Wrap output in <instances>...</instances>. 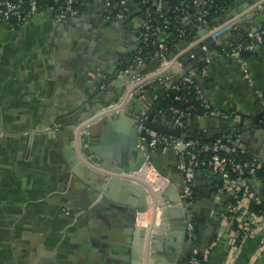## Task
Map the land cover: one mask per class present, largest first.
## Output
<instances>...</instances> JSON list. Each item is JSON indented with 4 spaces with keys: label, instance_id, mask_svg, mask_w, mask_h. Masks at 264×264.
<instances>
[{
    "label": "crops",
    "instance_id": "obj_1",
    "mask_svg": "<svg viewBox=\"0 0 264 264\" xmlns=\"http://www.w3.org/2000/svg\"><path fill=\"white\" fill-rule=\"evenodd\" d=\"M258 2L235 0L216 17L224 18L223 23L240 19V24L205 52L213 59L208 76L199 80L201 94L212 108L229 112L231 118L199 116L188 122L187 132L230 139L239 154L264 166V127L257 125L264 122V40L254 42V50L242 60L221 55L223 46L246 35L241 34L264 27V21L257 24L262 14L255 9ZM138 10L134 6L127 22L119 25L102 0H83L80 15L65 21H57L50 9L22 25L0 20V264H128L132 215L101 194H89L71 172L67 158L71 161L76 155L70 130H63L59 139L47 130L74 110L95 81L101 84V79L112 76L114 66L130 68L126 59L138 47L143 24ZM197 15L190 11L183 17L193 43L174 41L168 54L173 61L208 42L204 32L216 18L200 23ZM170 39L174 38L168 33L164 42ZM196 62L191 60L185 69H193ZM145 65L140 74L149 83L142 94L131 96L141 95L152 104L158 88H169L181 72L176 66L157 70L159 61ZM158 74L170 78L161 83ZM113 80L108 78L107 84L113 89L107 92L111 99L120 88ZM135 86L126 84L133 91ZM242 118L255 124L234 127ZM158 162L176 183L181 182L175 157L161 156ZM220 183L208 171L197 173L195 192L201 204L196 239L205 251V264H264L263 230L254 226L246 237L237 232L227 218L232 194L218 192ZM249 183L264 200L263 178L252 177ZM166 184L165 179L162 186ZM151 215L148 211L147 221ZM158 243L154 254L167 256L166 240ZM191 250L181 244L175 263L182 264L178 260L185 258L183 264H188Z\"/></svg>",
    "mask_w": 264,
    "mask_h": 264
},
{
    "label": "water",
    "instance_id": "obj_2",
    "mask_svg": "<svg viewBox=\"0 0 264 264\" xmlns=\"http://www.w3.org/2000/svg\"><path fill=\"white\" fill-rule=\"evenodd\" d=\"M261 10L262 7L257 11ZM138 11L143 14L142 21H144L143 8L139 7ZM263 21L264 11L257 19V24L262 25ZM126 22L127 18L119 20L118 24L122 25ZM223 22L224 18H216L212 25L206 26L204 34L208 35L205 39L215 34L218 31L217 27ZM239 24L240 20L236 25ZM195 27L198 28V25ZM232 29L219 34L216 39H209L206 47L214 46L217 41L221 43L223 36ZM244 34L247 33L241 35ZM170 35L173 36L174 33ZM167 37L168 33L163 31L159 42H163ZM187 43L185 40L179 42L181 45ZM202 53L203 49L200 47L194 55L198 56ZM191 60L192 56L188 55L182 63L186 65ZM133 62L134 58L130 55L126 59V65L130 67L128 71L119 74L123 68L114 66L112 76L108 75L101 79V84L95 81L82 101L75 105L74 110L60 116L47 132L51 137L56 136L59 139L63 130L66 128L70 130L76 155L71 161L66 157L71 172L90 189L89 194H101L102 198L110 201L112 205L132 215L128 264H176V256L179 254H176V250L181 244L183 247H199L197 239L186 238L185 209L188 200L185 196L184 177L178 167L179 162L174 150L170 149L168 152L151 150L144 137L147 129L182 138L192 135L185 128L175 127L164 118L160 119L151 111L146 100L140 98L141 95L131 96L133 89L126 88V84L130 85L134 78L140 77L141 70L146 68L145 64L136 65ZM181 77L180 73L170 84ZM108 78H114V84L120 86L119 92L113 99L108 98L107 95L108 91L113 90L107 85ZM134 106H136L135 110ZM87 107H90V110L84 114L83 111ZM145 114L148 116L143 120ZM206 119L205 117L200 119L201 126ZM253 124L255 123L245 122V118H242L233 125L251 127ZM257 125L264 127V122ZM212 139L214 138L210 140ZM161 156L175 157L177 169L181 174L180 183H176L168 172L161 168L158 162ZM146 168L153 169L162 180H168V184L163 187L162 184L158 186L151 182L142 175V171ZM198 193L195 192L193 202L190 204L195 219L201 204ZM213 196H216V193ZM148 211L152 212L150 221L146 219ZM161 239L166 240L167 256L154 254L161 245L158 243ZM185 260L181 258L178 263L183 264Z\"/></svg>",
    "mask_w": 264,
    "mask_h": 264
},
{
    "label": "built area",
    "instance_id": "obj_3",
    "mask_svg": "<svg viewBox=\"0 0 264 264\" xmlns=\"http://www.w3.org/2000/svg\"><path fill=\"white\" fill-rule=\"evenodd\" d=\"M77 0H52V2L57 5V8L49 7V9L54 13L57 21H65L69 18L77 17L80 15L81 10L76 4ZM109 9V17L112 20H123L128 15V0H102ZM188 1L187 5H191L194 11H198V21L200 23H206L208 20L206 16L209 14L211 9L214 7L217 0H182V2ZM149 0H142V3L147 4ZM164 0H157L155 3L156 10L162 12L164 9ZM263 10L259 11L262 13L264 11V0H259L256 4V11L260 8ZM42 10L38 0H0V20L8 22L14 25H22L25 22L32 19ZM190 12V11H189ZM189 12H185V15ZM240 19H231L225 23H222L217 27V32L212 34L209 39H216L217 36L230 28H235L236 23ZM144 18L143 27H151ZM171 26V20L169 18H164L162 26L157 28V32H167L174 33L172 37L177 36L176 42L187 41L188 45L193 43L191 40L192 32L190 29L178 28L175 32H169L168 29ZM190 38V39H189ZM208 39V41H209ZM143 40L142 35L139 36V44L133 55L134 62L136 65L145 64V59L142 54V49L140 48V42ZM264 40V27L257 28L248 32L244 38L232 42L229 46L224 47L221 50V55L242 60L245 53L254 50V42H262ZM169 41V40H168ZM166 42H158V49L156 50L154 56L161 63V66L157 70L164 71L168 66H176L182 73V77L171 84V88L179 91L183 87H189L195 85L197 92L203 99L205 107L208 112L204 116L209 117H220L223 119L231 118L229 112L219 111L211 107L210 103L203 98L201 94V87L199 84L194 82V77L197 76L198 71V61H203V66L200 68L199 76L205 78L209 74V66L212 62L213 57L206 54L209 50L206 44L202 45L203 53L201 55L195 56L193 50L190 51L189 55L192 56V60H197L193 69L186 70L182 63V60L178 58L173 61V59L168 57L171 50V46ZM215 44H220L218 41ZM129 68H123L119 71L122 74L128 71ZM164 72H160L163 74ZM158 74V81L163 83L165 79L162 75ZM249 80H251L246 75ZM149 83L144 81V77H136L131 84H139L134 91L135 94H142L145 91V86ZM177 99L184 100L188 103V99L182 95L176 96ZM151 109V104H148ZM194 110V105L189 104L185 108L172 107L173 116L171 120H166V122L174 125L178 128H185L186 121H190V116ZM145 114L142 119L147 118ZM186 129V128H185ZM151 150L168 152L173 149L176 157L178 159V167L181 170L184 183H185V196L188 200V206L186 207V238L188 240H196L197 238V226L194 213L190 208V204L193 202L195 197V184L197 173L200 170L208 171L221 179L220 186L218 187V192L224 193L230 191L233 198V203L227 210V218L234 225H237V232L243 237L249 236L253 233L254 226H259L264 232V213H255L249 210V207L253 201L260 202V196L251 187L249 180L252 177H261L264 181V172L262 175L258 176V172L264 168V166L257 161V159H248L241 161L235 154L236 147L230 139L225 137L214 138L209 141H203L199 137L191 136L187 138L176 137L172 135L163 134L156 132L151 129L146 130V136L144 137ZM251 227V228H250ZM264 242V237L262 238ZM205 251L201 250L199 247L192 248L191 256L189 259V264H205L206 262Z\"/></svg>",
    "mask_w": 264,
    "mask_h": 264
},
{
    "label": "trees",
    "instance_id": "obj_4",
    "mask_svg": "<svg viewBox=\"0 0 264 264\" xmlns=\"http://www.w3.org/2000/svg\"><path fill=\"white\" fill-rule=\"evenodd\" d=\"M26 2L29 0H25ZM42 10L49 9V7L57 8L52 0H38ZM157 0H149L147 4L142 3V0H128V14L131 13L134 6L143 8V12L145 13V20L152 25L151 27H143L141 29V35L143 40L140 42V48L142 49V54L145 59V63L154 64L158 62L157 58L154 56L156 50L158 49V35L160 32H157V28L162 26L164 18H169L171 20V26L168 29L169 32H175L178 28H184V24L182 23L183 17L185 16V12L194 11L191 5H187L188 1L182 2V0H164V9L162 12L156 10ZM235 0H217L214 7L211 9L209 14L206 16L208 21L212 20L220 16L226 9L230 7V5ZM83 0H77L76 4L80 8L82 7ZM174 39H170L168 43L172 47L177 36L173 37ZM190 39V38H189ZM249 53V52H248ZM248 53H245L246 57ZM203 61H198V73L197 76L194 77V82L200 85V77L198 74L200 72V68L203 66ZM124 68V66H122ZM157 85L159 83H156ZM149 88L146 87V89ZM182 95L188 99V103L194 105V110L190 116V121L196 117L204 116L208 109L205 107L203 99L200 94L197 92L195 85L189 87H183L181 90L177 91L171 87L163 88L159 87L156 91V98L152 101L151 111H153L156 115L160 117V119L165 118L167 121L171 120L173 116L172 107L185 108L188 103L184 100L177 99L176 96ZM188 120L186 121V130L188 127ZM193 136L201 138L203 141H209L210 139L205 136L194 133ZM216 139V138H215ZM235 154L241 160H248L245 155L239 154V150L236 149ZM264 172V168L258 172V176L262 175ZM251 212L255 213H264V200L258 203L253 201L249 207ZM235 228L237 229V225L235 224Z\"/></svg>",
    "mask_w": 264,
    "mask_h": 264
},
{
    "label": "bare ground",
    "instance_id": "obj_5",
    "mask_svg": "<svg viewBox=\"0 0 264 264\" xmlns=\"http://www.w3.org/2000/svg\"><path fill=\"white\" fill-rule=\"evenodd\" d=\"M142 175L146 176L151 182L157 184L158 186H161V184L164 182V180H162L160 176H158L151 168L144 169L142 171Z\"/></svg>",
    "mask_w": 264,
    "mask_h": 264
},
{
    "label": "flooded vegetation",
    "instance_id": "obj_6",
    "mask_svg": "<svg viewBox=\"0 0 264 264\" xmlns=\"http://www.w3.org/2000/svg\"><path fill=\"white\" fill-rule=\"evenodd\" d=\"M192 251V250H191ZM190 256H191V252L188 254V263H189V259H190Z\"/></svg>",
    "mask_w": 264,
    "mask_h": 264
}]
</instances>
